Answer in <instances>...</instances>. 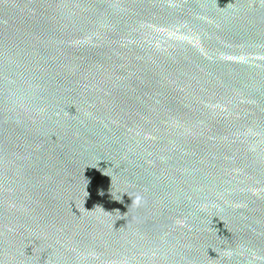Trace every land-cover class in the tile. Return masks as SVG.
<instances>
[{
	"label": "clouds",
	"instance_id": "clouds-1",
	"mask_svg": "<svg viewBox=\"0 0 264 264\" xmlns=\"http://www.w3.org/2000/svg\"><path fill=\"white\" fill-rule=\"evenodd\" d=\"M138 202H139V197H137V199L133 201V203H138Z\"/></svg>",
	"mask_w": 264,
	"mask_h": 264
}]
</instances>
